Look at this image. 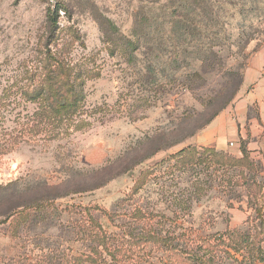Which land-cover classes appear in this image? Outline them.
I'll return each mask as SVG.
<instances>
[{
	"label": "rangeland",
	"instance_id": "374dc122",
	"mask_svg": "<svg viewBox=\"0 0 264 264\" xmlns=\"http://www.w3.org/2000/svg\"><path fill=\"white\" fill-rule=\"evenodd\" d=\"M226 1L192 3L189 31L178 38L172 20L184 14L182 0H59L65 12L54 29L48 0H0V142L47 110L38 132L0 154V264L39 254L49 238L80 253L83 221L87 230H118L110 212L140 170L197 141L202 125L233 105L246 68L264 51V0ZM50 51L65 59L76 86L84 84L86 98L70 117L29 100L44 85ZM222 172L159 171L130 207L136 200L176 234L254 233L245 187L219 186ZM23 192L51 198L56 212L17 237L2 212ZM158 255L152 261L160 263Z\"/></svg>",
	"mask_w": 264,
	"mask_h": 264
},
{
	"label": "trees",
	"instance_id": "16d2710c",
	"mask_svg": "<svg viewBox=\"0 0 264 264\" xmlns=\"http://www.w3.org/2000/svg\"><path fill=\"white\" fill-rule=\"evenodd\" d=\"M242 1L246 6L250 0ZM198 2L199 0H182L184 14L172 20L174 25L180 24L174 30L178 38L184 37L189 31V27L187 30L184 23L190 16L186 8L193 9L191 6L193 4L197 6ZM226 5L230 6L233 3L227 0ZM210 9L213 11V8ZM61 12L65 10L58 3L48 13L49 23L53 29L58 27ZM197 16L195 12L193 19L196 22ZM129 42L133 43L130 40ZM49 58L50 69L44 85L37 93L30 94L29 100L38 101L41 107H49V113L57 119L70 117L86 98L83 81L76 86L67 62L57 53L50 51ZM229 100L225 101V104ZM217 114L215 112L201 128L210 124ZM44 116L45 118L47 116L46 109L43 112L38 111L25 123L19 134L1 141L0 154L12 151L22 142L19 138H23L29 132H38L42 128ZM241 148V156L224 149L197 144H188L180 148L161 162L141 169L129 195L115 203V209L112 214L110 212V217L113 219L117 214L118 230H107L103 226H89L87 230V222L83 221L85 231L76 238L83 245L80 253L63 245L60 239L49 238L47 246L40 249L39 254L24 257L20 264H256V260L264 259V166L260 161L251 158L246 139L241 138ZM198 167L222 170L219 186L225 184L224 187L233 188L240 184L245 187L248 203L255 212L257 222L254 225V233L245 232L239 227H229L222 233L207 236L200 234L194 236L192 233L176 234L175 231L161 229L156 215L151 211L141 210V207H137L136 200L133 201L134 206L130 207L131 200L140 189L151 183L157 172L185 171ZM47 187L50 190L51 187ZM19 196L17 201L16 197L10 199L5 207L7 211L2 212L5 218L1 221V223L9 221L10 232L17 237L21 236V232L27 229L30 223L48 220L56 212L51 198L29 200V197H26L29 196L27 192ZM153 252L155 255L160 254L158 255L160 263L152 261Z\"/></svg>",
	"mask_w": 264,
	"mask_h": 264
},
{
	"label": "crops",
	"instance_id": "0c3cea01",
	"mask_svg": "<svg viewBox=\"0 0 264 264\" xmlns=\"http://www.w3.org/2000/svg\"><path fill=\"white\" fill-rule=\"evenodd\" d=\"M241 138L246 139L251 158L264 166V51L258 52L246 68L233 105L218 114L199 139L189 144L224 149L241 156Z\"/></svg>",
	"mask_w": 264,
	"mask_h": 264
},
{
	"label": "built area",
	"instance_id": "2783aa9c",
	"mask_svg": "<svg viewBox=\"0 0 264 264\" xmlns=\"http://www.w3.org/2000/svg\"><path fill=\"white\" fill-rule=\"evenodd\" d=\"M48 1L52 7H55L59 3V0H48ZM231 144H233V143H231Z\"/></svg>",
	"mask_w": 264,
	"mask_h": 264
}]
</instances>
